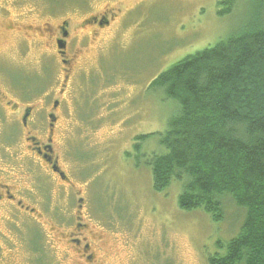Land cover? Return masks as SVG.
Segmentation results:
<instances>
[{"label": "rangeland", "instance_id": "374dc122", "mask_svg": "<svg viewBox=\"0 0 264 264\" xmlns=\"http://www.w3.org/2000/svg\"><path fill=\"white\" fill-rule=\"evenodd\" d=\"M220 1L0 0L6 102L35 107L42 126L60 102L55 155L68 181H51L57 184L49 191L52 210L37 208L45 231L33 229L43 237L51 264H88L63 244L76 215L89 224V237L99 248L95 264H209L211 256L225 252L218 244L238 235L246 210L227 198L225 218L217 223L201 210H182L183 184L174 181L155 192L150 169L143 161L138 166L134 151L139 136L165 131L180 113L176 102L151 89L152 82L183 59L236 35L251 19V4L237 0L234 12L221 16ZM104 16L108 27L93 23ZM61 26L71 35L68 81L53 40ZM14 128L22 139L17 122ZM37 137L44 141L42 132ZM15 149L17 157L31 156L23 139ZM152 151H162L156 139L144 144V153ZM80 199L83 215L77 213ZM21 215L15 210L12 234L4 228L10 242L4 250H30L27 233L22 242ZM30 240L32 250H39L33 235ZM31 258L22 252L17 264Z\"/></svg>", "mask_w": 264, "mask_h": 264}, {"label": "trees", "instance_id": "16d2710c", "mask_svg": "<svg viewBox=\"0 0 264 264\" xmlns=\"http://www.w3.org/2000/svg\"><path fill=\"white\" fill-rule=\"evenodd\" d=\"M237 0H221L220 15ZM244 29L161 73L151 89L179 105L163 132L139 136L136 160L152 173L155 192L183 184L179 207L201 210L213 222L225 218L230 198L247 211L238 235L209 264H264V0ZM156 139L162 151L144 153ZM131 157L130 153H127ZM36 264H51L46 250H32ZM46 260V262H45Z\"/></svg>", "mask_w": 264, "mask_h": 264}, {"label": "flooded vegetation", "instance_id": "af4514ba", "mask_svg": "<svg viewBox=\"0 0 264 264\" xmlns=\"http://www.w3.org/2000/svg\"><path fill=\"white\" fill-rule=\"evenodd\" d=\"M93 23L99 28H106L111 21L104 16L99 21L95 19ZM63 24L69 27V24ZM64 32L68 34L66 38L63 37ZM70 37L71 35L67 28L61 26L57 36L53 39L55 45H57L58 55L61 57L67 81L69 80V67L72 63L67 54ZM63 40L66 43L65 50L59 49V43ZM29 91L27 89L25 93H29ZM6 101L7 97L0 81V225H4L2 230L0 228V264H17L21 253L25 251L32 255L29 264H36L35 255L30 247V236H34L39 250H47L43 237L38 236L36 233L38 231H33V229H39L41 232L45 231V225L42 220L43 215L37 208L42 206L43 209L47 207L52 210V205H50L48 200H50V192L57 186V184H52V182L56 183V181L60 180L66 183L68 181L59 165L58 157L55 155V136L60 119L56 113L60 108V102L56 101L54 103V111L47 113L49 123L42 126L36 118L35 107L29 104H15ZM15 122L21 127L23 142L28 145L31 156L24 153L17 157L13 153V149L16 146H20V141L22 140H17L19 137L16 134V128H14ZM40 132L44 135V141L37 137ZM41 172L48 175L50 182L44 179L40 174ZM37 173H39L38 176ZM28 182L32 184H28ZM47 183L51 185L50 190L46 185ZM33 203H37L36 208L31 206ZM83 209L84 202L80 199L77 213L83 215L81 212ZM15 210L22 214L20 217L24 218L22 234L24 241L22 242L26 241L25 234L27 233V244L30 250H4V247L10 244L7 241L8 237L3 233L4 228L12 234L10 226L13 223ZM83 220V216L76 215L75 220L71 223L73 224L72 230L67 237H64L63 244L67 245L68 251L80 253L86 263L95 264V250H99V248L91 241L89 224L83 223ZM22 242L19 243L22 244Z\"/></svg>", "mask_w": 264, "mask_h": 264}, {"label": "water", "instance_id": "95a60500", "mask_svg": "<svg viewBox=\"0 0 264 264\" xmlns=\"http://www.w3.org/2000/svg\"><path fill=\"white\" fill-rule=\"evenodd\" d=\"M67 36H68L67 32H64L63 37L66 38ZM59 49H61V50H65L66 49V43H65L64 40L59 43Z\"/></svg>", "mask_w": 264, "mask_h": 264}]
</instances>
